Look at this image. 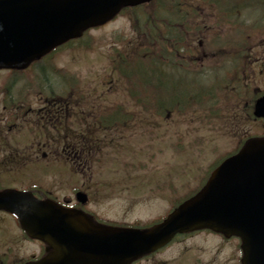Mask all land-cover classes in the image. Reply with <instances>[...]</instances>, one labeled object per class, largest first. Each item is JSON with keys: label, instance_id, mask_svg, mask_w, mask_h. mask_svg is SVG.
Instances as JSON below:
<instances>
[{"label": "rangeland", "instance_id": "374dc122", "mask_svg": "<svg viewBox=\"0 0 264 264\" xmlns=\"http://www.w3.org/2000/svg\"><path fill=\"white\" fill-rule=\"evenodd\" d=\"M255 10L252 16L260 11L259 7ZM250 17L243 14L245 25L252 22ZM131 19L134 22L137 15L121 14L90 31L82 40L84 44L78 42L62 49L47 61L46 75L33 68L21 76H13L18 81L9 82L5 89L11 75L0 71V187L31 190L33 187L58 200L73 199L75 189H85L90 191L86 208L98 219L143 225L159 218L176 199L194 189L197 183L192 181L202 178L211 164L242 138L260 134L261 123L252 119L250 112L255 94L264 90V39L245 78L238 77V83L220 93L218 101L214 91H208L204 96L214 100L201 109L194 107L186 115L172 114L169 119L148 114L135 130L123 131L124 140L118 137V146L102 144L101 135L92 125L93 119L88 117L92 115L90 109L99 102L107 112L110 106L124 102L129 114L134 111L126 97L127 85L112 71L111 62L112 54L118 52L123 42L134 37ZM198 56L205 72L202 76L207 77L218 67L219 55L201 51ZM181 78L185 80L183 75ZM51 94L72 99L73 105H78L75 101L80 102L79 98L85 96V107H76L74 118L66 121L70 132L78 137L74 143L83 150L80 155L76 148L78 158L62 154L61 134L51 130L50 124L37 122L40 115L52 121L51 110L45 106V99H50ZM58 120L65 124V119ZM82 138L99 142L97 149L104 152L102 161L96 159L101 155L99 150L85 155L87 147L92 149L93 145L91 142L90 147L81 145ZM37 142L46 143L47 147L31 146ZM73 159L88 165L79 167ZM157 179L173 180L174 185L185 183L175 188L180 194L175 192L163 198L161 193L147 190L152 186L150 182ZM39 252L38 244L22 239L15 218L0 212V264H19ZM184 256L200 257L205 264H238V241L222 243L217 238L198 235L139 264H195L183 259Z\"/></svg>", "mask_w": 264, "mask_h": 264}, {"label": "water", "instance_id": "95a60500", "mask_svg": "<svg viewBox=\"0 0 264 264\" xmlns=\"http://www.w3.org/2000/svg\"><path fill=\"white\" fill-rule=\"evenodd\" d=\"M149 1L0 0V69H24L121 7ZM253 115L264 119V96ZM0 210L15 214L29 237L46 244L47 255L31 264H130L175 234L202 228L238 237L241 264H264V138L249 140L198 194L148 229L94 224L79 210L14 190L0 192Z\"/></svg>", "mask_w": 264, "mask_h": 264}, {"label": "trees", "instance_id": "16d2710c", "mask_svg": "<svg viewBox=\"0 0 264 264\" xmlns=\"http://www.w3.org/2000/svg\"><path fill=\"white\" fill-rule=\"evenodd\" d=\"M256 7L260 11L252 16ZM132 12L137 15L134 22L131 19L134 37L123 42L113 57L112 70L127 85L126 97L135 115H186L214 100L204 96L208 91H214L218 101L220 93L245 76L264 39V0H154ZM243 14L251 16L249 25L241 19ZM200 50L219 55L209 86L203 85L201 67L185 64L198 58ZM53 101L47 109L59 110ZM127 109L125 105L108 109L103 115L114 119H106L107 129L117 122L126 124L121 118L131 117ZM58 110L55 120L48 122L58 126L65 138L71 129L59 123L65 111L57 115Z\"/></svg>", "mask_w": 264, "mask_h": 264}, {"label": "flooded vegetation", "instance_id": "af4514ba", "mask_svg": "<svg viewBox=\"0 0 264 264\" xmlns=\"http://www.w3.org/2000/svg\"><path fill=\"white\" fill-rule=\"evenodd\" d=\"M169 186H166V185H155L152 187V191L153 192H161L163 196H165L166 192L170 193V190L168 189ZM162 196V197H163ZM75 206V205H74ZM202 234V235H206V236H215L216 237V234H213L209 231H203V232H198V233H192V234H184V235H178L176 236L173 241L174 243H172L170 246H168L165 250L175 246V245H180L182 244L183 242H186L187 240L189 239H193L196 235H199V234ZM163 251V250H162ZM157 255V254H156ZM192 256H184L183 259L185 258H191ZM196 261L199 263V264H205L204 261H202L200 259V257H197Z\"/></svg>", "mask_w": 264, "mask_h": 264}]
</instances>
